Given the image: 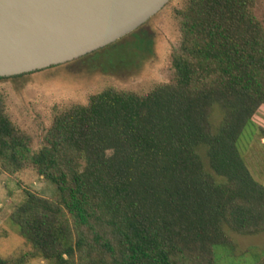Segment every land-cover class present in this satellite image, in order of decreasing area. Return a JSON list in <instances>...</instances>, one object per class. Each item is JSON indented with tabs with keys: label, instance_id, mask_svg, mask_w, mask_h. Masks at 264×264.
<instances>
[{
	"label": "trees",
	"instance_id": "1",
	"mask_svg": "<svg viewBox=\"0 0 264 264\" xmlns=\"http://www.w3.org/2000/svg\"><path fill=\"white\" fill-rule=\"evenodd\" d=\"M253 5L187 0L173 82L91 95L53 119L37 153L0 99V174L31 167L57 191H26L9 220L27 248L0 264H216L227 232L264 231V186L237 146L264 105Z\"/></svg>",
	"mask_w": 264,
	"mask_h": 264
},
{
	"label": "rangeland",
	"instance_id": "2",
	"mask_svg": "<svg viewBox=\"0 0 264 264\" xmlns=\"http://www.w3.org/2000/svg\"><path fill=\"white\" fill-rule=\"evenodd\" d=\"M187 0H172L135 32L120 39L116 48L92 53L78 60L0 80V99L10 121L31 139V151L45 144L53 119L75 105H86L91 95L106 88L148 93L174 80L172 55L181 43L178 14ZM254 17L264 27V0H254ZM117 43V42H116ZM239 153L252 178L264 186V105L246 126L238 141ZM26 191L56 198V187L25 168L14 176L0 174V257L8 259L25 251V240L9 217L26 199ZM228 246H215L216 264H264V231L251 236L227 232ZM28 264H48L34 260Z\"/></svg>",
	"mask_w": 264,
	"mask_h": 264
},
{
	"label": "water",
	"instance_id": "3",
	"mask_svg": "<svg viewBox=\"0 0 264 264\" xmlns=\"http://www.w3.org/2000/svg\"><path fill=\"white\" fill-rule=\"evenodd\" d=\"M172 0H0V78L63 65L135 32Z\"/></svg>",
	"mask_w": 264,
	"mask_h": 264
}]
</instances>
